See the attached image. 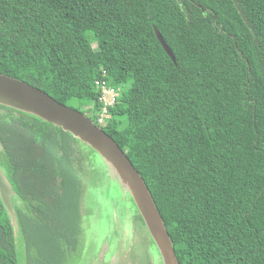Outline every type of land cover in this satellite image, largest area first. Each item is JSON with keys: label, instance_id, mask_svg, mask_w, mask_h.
<instances>
[{"label": "trees", "instance_id": "16d2710c", "mask_svg": "<svg viewBox=\"0 0 264 264\" xmlns=\"http://www.w3.org/2000/svg\"><path fill=\"white\" fill-rule=\"evenodd\" d=\"M238 3L249 24L233 0H0V74L80 111L116 141L179 264H264V0ZM98 79L120 93L106 125L97 123ZM78 151L69 132L0 105V167L20 225L0 198V264H20V239L29 264H66L77 251ZM156 254L141 259L164 264Z\"/></svg>", "mask_w": 264, "mask_h": 264}, {"label": "water", "instance_id": "95a60500", "mask_svg": "<svg viewBox=\"0 0 264 264\" xmlns=\"http://www.w3.org/2000/svg\"><path fill=\"white\" fill-rule=\"evenodd\" d=\"M233 1L249 24L238 0ZM154 30L164 50L176 64V56L163 35L156 26ZM0 105L31 114L69 132L78 140L79 146L82 145L89 152L86 151L92 159L97 153L113 169L135 201L152 239L161 252L164 264H179L170 235L150 190L127 154L108 133L80 111L58 102L40 89L4 74H0ZM15 194L13 184L0 167V198L14 222L15 229L19 231V219L13 202Z\"/></svg>", "mask_w": 264, "mask_h": 264}, {"label": "rangeland", "instance_id": "374dc122", "mask_svg": "<svg viewBox=\"0 0 264 264\" xmlns=\"http://www.w3.org/2000/svg\"><path fill=\"white\" fill-rule=\"evenodd\" d=\"M73 105L78 107L76 102ZM86 151L82 145L79 146L77 156L85 185L84 242L82 241L84 251L81 258L80 252H72L66 264H98L99 259L114 260L117 255V264H151L141 258L150 262L156 260V257L159 258L156 254L157 247L152 243L151 237L149 239L150 235L135 209H130L133 205L129 192L121 184L113 169L97 153L92 159ZM60 232L65 233L62 229ZM19 250L20 264H29L27 250L21 239ZM31 251L38 255L35 248ZM47 263L51 264V261Z\"/></svg>", "mask_w": 264, "mask_h": 264}, {"label": "built area", "instance_id": "2783aa9c", "mask_svg": "<svg viewBox=\"0 0 264 264\" xmlns=\"http://www.w3.org/2000/svg\"><path fill=\"white\" fill-rule=\"evenodd\" d=\"M103 78H106L105 71L103 73ZM95 85L101 94L100 100L102 102L100 110L96 113L97 123L99 125H106L110 108L119 100L120 93L114 87L110 86L105 79H98Z\"/></svg>", "mask_w": 264, "mask_h": 264}, {"label": "flooded vegetation", "instance_id": "af4514ba", "mask_svg": "<svg viewBox=\"0 0 264 264\" xmlns=\"http://www.w3.org/2000/svg\"><path fill=\"white\" fill-rule=\"evenodd\" d=\"M84 194V193H83ZM83 194H82V200H81V205H82V215H84V210H83V208H84V205H83ZM83 219H84V217H82V224H83ZM81 236H80V241H79V243H78V245H77V251H78V253H79V256H80V258H81V254H83V251H84V248H83V242H84V229H83V226H82V232H81V234H80ZM83 241V242H82ZM73 253H75V251L73 250ZM104 257H105V255H104ZM77 261V260H76ZM112 259L111 260H108V259H103V260H101V259H99L98 261H97V263L98 264H104L105 262H109L110 264H112ZM103 262V263H102ZM106 264V263H105Z\"/></svg>", "mask_w": 264, "mask_h": 264}]
</instances>
